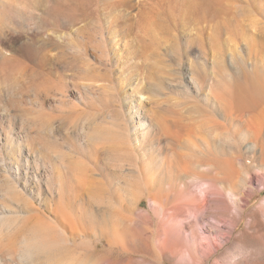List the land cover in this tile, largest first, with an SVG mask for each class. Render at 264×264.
Instances as JSON below:
<instances>
[{
    "label": "rangeland",
    "instance_id": "1",
    "mask_svg": "<svg viewBox=\"0 0 264 264\" xmlns=\"http://www.w3.org/2000/svg\"><path fill=\"white\" fill-rule=\"evenodd\" d=\"M34 2L0 0L3 216L22 213L23 203L11 197L12 202L2 176L16 178L17 190L25 185L35 189L30 201L40 209L42 197L50 196L45 186L38 191L33 185L46 178L41 159L49 158L62 170L61 180L70 189L66 194L75 192L98 221L110 223L113 234L125 215L128 234H141L138 226H142L149 237H164L169 228L158 229L161 200H170L169 215L178 214L173 230L189 234L190 221L198 222L194 208L185 214L175 206L181 200L205 199V213L215 204V191L232 182L225 158L232 159L241 179H254L252 187L260 188L261 153L243 144L235 151L234 141L245 142V136L235 123L207 106L200 81L205 51L212 61L208 68H215L212 59L222 53L233 75L235 66L227 63L232 54L246 52L258 42L264 45V0H57L58 7L40 15L32 8ZM33 14L39 17L29 21ZM57 18L64 22L56 24ZM35 35L47 43L44 50L39 49L41 43L32 44ZM46 52L50 62L43 65L39 59ZM192 72L198 73L196 77ZM137 111L148 120L157 119L173 138L170 142L177 141L171 151L165 142H156L148 153L139 146L130 121ZM90 133L95 140L89 139ZM172 149L181 152L182 160ZM135 167L145 169L140 178L133 173ZM239 180L237 176L235 182ZM120 188L128 189L120 192ZM157 192L161 199L153 201ZM53 196L57 198V193ZM263 199L260 191L250 201L234 237L248 228V213ZM199 222V235L211 240L203 226L214 219L202 216ZM3 227L2 234H9L8 226ZM128 242L117 251L144 254L140 246Z\"/></svg>",
    "mask_w": 264,
    "mask_h": 264
},
{
    "label": "bare ground",
    "instance_id": "2",
    "mask_svg": "<svg viewBox=\"0 0 264 264\" xmlns=\"http://www.w3.org/2000/svg\"><path fill=\"white\" fill-rule=\"evenodd\" d=\"M56 1L35 0L32 8L39 15L40 13H47L48 9L59 6ZM38 14H33L29 21H36L39 17H37ZM63 22L61 18H57L55 21L59 25ZM33 34L37 33L34 32ZM41 39L40 36L35 35L31 41L32 44L41 43L38 47L44 50L47 43ZM258 43L248 47L246 52L243 50L237 54H232L227 60L229 65L235 66L236 72L232 71L235 75H231L229 69L226 68L228 66L221 59L223 58L222 53L219 56L214 55L212 59L215 68H208L207 63L211 59L205 51L206 63L204 62L205 68L203 75L201 74L200 85L207 106L214 107L215 111L223 116V120L235 123L239 127V132H243L244 141L248 144L235 140V151L240 144L253 151L259 150L262 163L260 170L264 175V45ZM49 58L48 52H46L40 57L39 62L45 65L50 62ZM192 74L195 76L198 73L192 72ZM239 78H243V82L239 81ZM223 84L224 86L227 85V93L225 92L226 88L223 89ZM210 115L212 116V114ZM130 121L135 140H139V146L146 153L151 151V147H154L156 142H159V145L165 142L169 150L173 148L172 145L175 146L174 143L177 141L170 142L173 138H170L166 131H162L163 128L159 126L160 123L157 119L148 120L142 112L137 111L131 113ZM222 122L224 123V121ZM88 137L90 140L96 138L91 133ZM234 146L232 147L234 148ZM206 147H210L209 144ZM174 152L176 151L173 150V154ZM180 155L183 156L181 152ZM180 155L178 153V157ZM223 164L227 171H231L233 178L232 176L230 178L232 182L234 180V183L227 182L226 185L222 183L223 189L215 191L216 203L209 206L207 204L205 213L203 211L205 199L201 200L200 203H196V197L185 201L181 200L182 202H178L180 204L175 206V208H181L180 211L185 212V214L187 209L194 208L198 222L190 221L189 229L191 232L189 234L183 235V233H177L173 230L172 223L178 214L171 216L167 213V204H170V200L165 203L157 199V202L162 203L161 211L163 213L158 222V229L169 228L168 233L160 239H157L156 234L149 237V230L142 226H138L141 229L139 231L141 234L138 235L134 231L135 234H128L126 223H124L125 215L120 218V228L116 230V234L111 233L110 223L98 221L95 213L91 211L92 209L90 210V207L81 203V199L75 192L74 195L66 194L68 187L61 180L62 170L50 158L48 160L41 159V166L47 173L46 178L43 181H37L35 185L31 182V185L38 188V191L40 186H45L50 196L49 198L42 197L39 201L42 207L40 209L30 201L35 199V195H33V192H36L35 189L32 190L31 187L25 185L23 190H17L16 178L7 179L2 176L1 182H5L6 185L5 192L10 198L22 201L23 205L21 204L19 208L23 210L22 213L24 214L16 212L14 216H3L4 212L0 208V264H210V262L211 264H264V199L256 209L248 213V220L246 221L248 228L238 237H234L238 226L243 221L250 201L258 196L260 191H264V182L259 185L260 188H254L252 187L254 179L249 177L241 179V171L233 167L232 159L225 158ZM39 170L40 167L37 165V171ZM144 170L135 167L133 173L135 177L140 178L139 175L143 174ZM237 176L240 180L235 182ZM200 183L202 182L200 181ZM127 189L120 188L119 191L125 192ZM55 193H57V198L53 196ZM156 195L158 196V192L154 194V199L151 197L153 201L156 200L155 198H160ZM223 195L226 197L224 201L221 199ZM138 198L137 200H139ZM123 211L121 210V212ZM108 213L110 216V212ZM49 216L53 218L51 219ZM202 216L214 219V223L208 222L207 225L203 226L210 233L211 240L201 237L198 233L199 221ZM6 225L9 234H2L3 226ZM40 232L47 233V235H40ZM129 238L132 240H125ZM128 241L132 245L140 246L144 254L124 255L119 253L117 250L119 248L125 249ZM152 252L154 258L150 257Z\"/></svg>",
    "mask_w": 264,
    "mask_h": 264
}]
</instances>
